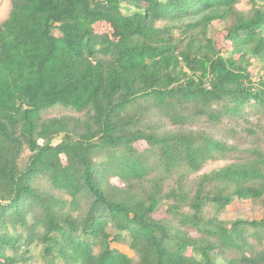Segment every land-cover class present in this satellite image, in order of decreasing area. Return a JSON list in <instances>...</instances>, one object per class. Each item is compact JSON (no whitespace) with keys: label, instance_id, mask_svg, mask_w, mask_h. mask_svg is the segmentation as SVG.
<instances>
[{"label":"trees","instance_id":"1","mask_svg":"<svg viewBox=\"0 0 264 264\" xmlns=\"http://www.w3.org/2000/svg\"><path fill=\"white\" fill-rule=\"evenodd\" d=\"M239 2L11 0L0 264H264V0Z\"/></svg>","mask_w":264,"mask_h":264},{"label":"rangeland","instance_id":"2","mask_svg":"<svg viewBox=\"0 0 264 264\" xmlns=\"http://www.w3.org/2000/svg\"><path fill=\"white\" fill-rule=\"evenodd\" d=\"M249 0H240L238 6L241 9H249ZM11 9V0H0V21H3L10 12ZM216 21L215 23H217ZM97 30L99 32H110L111 27L107 23H99ZM68 110L63 107H57L50 110L49 113H47L48 116H60V114H63L67 112ZM226 163V160H217V161H211L209 162L205 168L204 171H209L213 168H219L220 166L224 165ZM202 172V171H201ZM164 213L160 212L158 216H163ZM263 215V211L259 208V206H256L253 204H250L246 201H237L233 205H231L228 208V211L223 215V218H238V217H261ZM123 250H128L130 254H133L132 251L127 249L124 246H120Z\"/></svg>","mask_w":264,"mask_h":264}]
</instances>
